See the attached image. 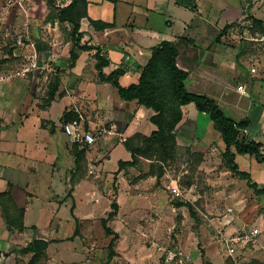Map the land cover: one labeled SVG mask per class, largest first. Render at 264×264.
I'll list each match as a JSON object with an SVG mask.
<instances>
[{"label":"crops","instance_id":"1","mask_svg":"<svg viewBox=\"0 0 264 264\" xmlns=\"http://www.w3.org/2000/svg\"><path fill=\"white\" fill-rule=\"evenodd\" d=\"M195 5L196 11H191L178 5L175 0H88L89 18L81 22L83 33L81 44L99 48L101 55L110 61V66L104 69L106 75L120 67L126 68L127 73L119 82L122 86H129L138 83L141 69L149 62L152 50L163 41L173 42L179 51L177 66L189 73L185 82L188 92L213 99L224 112L230 113V115L226 114L227 116L238 122L248 119L249 127L241 138L262 143L264 146V48H251L244 54L227 44L225 40L218 41L226 26L239 24L247 17L264 22V0H195ZM90 19L114 26L105 30H96L90 24ZM68 51L69 54L63 58L65 66L60 69L61 72L52 86V90L55 89V97L50 105L46 104V99L43 101L37 99L34 90L33 95L26 101L19 102L10 96L9 100L3 97L0 99V122H3L0 124V194H7L0 199V247L11 249L12 255L16 258L20 250L24 254V250L35 240L47 242V247L39 252L34 264H41L44 258L46 264H53V258L58 253L61 254V249L57 247L51 255V248L60 246L67 240L74 241L77 220L80 226L84 220L92 218L87 214L89 206L94 204L91 173L95 174L96 179L99 177L107 181L117 179L115 202L119 210L108 226L119 235V238L122 233L116 218L120 214L129 212L142 216L150 213V216H155L154 208L158 197L155 189L157 179L151 168V161L142 159L137 166L119 171V162L131 161V153L124 143L116 139L98 143L97 148L92 147L91 152L87 150L85 160L91 170L89 174L81 176L80 181L77 179L75 181L73 177L75 159L71 153V146L68 145L69 138L62 130L66 139L61 141L56 121L51 113L54 103L62 101L59 89L70 88L74 93L73 97L69 95L64 98L71 102L65 106L64 113L73 110L77 105L82 112H90L91 124L111 123L129 139L135 134L149 137L156 127L150 122L153 111L139 105L137 101L121 100L111 84L100 80L94 57L96 50H78L79 58L72 69L69 68L70 50ZM39 54L43 55V53ZM57 55L58 53H55V56ZM255 56L262 59L261 68L255 69L250 65ZM58 64L56 62V66ZM5 85L2 84L0 90ZM240 86H243L244 90H239ZM4 100L12 105L8 114L3 109ZM98 109L100 114L104 113V121L97 120L98 117L96 119L95 114ZM29 112L39 117L40 130L44 132L46 139L50 138L48 143L45 139L42 146L45 158L50 157L49 162L35 160V164L26 163L24 159L28 161V157L25 154H19V160L14 161L12 158L16 152H19L14 146V143L20 142L19 128H16V124L21 121L24 127L26 124L24 120L28 118ZM62 117L63 115L59 121ZM212 128L214 126L210 117L197 111L194 104L183 107V119L177 128L178 139L180 137L183 140L193 141V144L189 143L188 146H192L193 152L204 154L205 161L210 158L211 152L218 151L222 156L224 150L221 135L217 142L205 141ZM4 145L9 147L3 148ZM120 150L125 153L124 157L114 159L117 167L110 170L107 165ZM62 151L67 155L64 162L59 160ZM100 153L103 156H100ZM94 158L98 164L90 163ZM57 159L59 165L56 164ZM235 161L239 169L249 173L259 189L264 190V162H259L248 154H236ZM37 164L42 169H49L48 173H42L41 177L38 173L32 174L30 169ZM204 164L205 162L202 165ZM54 167L58 168L57 174L52 172ZM55 181L58 184H54ZM172 182L173 185L170 187H177L176 181ZM244 182L247 185V182ZM147 185L149 190L145 192L143 189ZM55 188L61 193L57 194ZM248 189L256 200L264 202V196L258 197L253 189L249 187ZM83 191L85 195L82 197V204L86 208L84 211L77 201L78 194L81 195ZM88 195L92 196L90 202L86 199ZM9 199L13 202V208L15 207L12 215L16 216L19 210H24V217L18 223L19 227L10 228L6 215L1 209L8 205ZM143 200L149 201V205L143 206ZM37 204L40 216L45 217L47 222L42 228L36 224H27L29 209ZM73 205L74 210L71 212ZM244 208V206L234 208L236 219ZM68 211L71 218H68ZM73 220L76 229L75 231L70 229L69 234L66 235L67 223ZM111 223L115 224L114 228L110 226ZM243 226L251 225L243 224L238 227L232 225V228L235 231ZM257 227L264 231V217L260 219ZM34 232L38 237L32 234ZM252 248L248 249V256L250 259H257L253 264H264V234L258 238ZM34 255L33 252L27 253L19 259L24 258L25 264H30ZM77 255L76 252L73 258ZM8 257L10 259L12 256Z\"/></svg>","mask_w":264,"mask_h":264},{"label":"rangeland","instance_id":"2","mask_svg":"<svg viewBox=\"0 0 264 264\" xmlns=\"http://www.w3.org/2000/svg\"><path fill=\"white\" fill-rule=\"evenodd\" d=\"M70 3L71 0H0V60L4 61L0 70V86L7 84L0 90V99L3 97L9 100L10 96L19 102L26 101L33 95V90L36 92L37 99L42 101L47 100L51 95L55 79L61 72L60 69L65 66L63 58L69 54L68 50L72 47L71 34L73 31L71 24L63 25L57 19L54 22L51 19L57 18L60 10ZM240 33H243L242 29L238 32L231 29L228 41L239 51L245 54L251 48H264V43L241 39ZM39 48L43 50V55L38 53ZM9 50L12 51L11 55H9ZM54 52L58 55L55 56ZM35 54L39 57L37 68L31 66ZM56 62L59 63L57 66ZM250 65L255 69L261 68L262 59L255 56ZM24 70L25 72H23ZM59 91L62 101L54 103L51 113L57 124L59 138L63 141L66 139L62 133L64 122L62 121L63 117L60 119L61 121L59 118L64 115L65 106L71 103L69 99L64 100V98L69 95L73 97L74 93L70 88H61ZM5 100L3 109L8 114L12 105L9 102L6 103ZM76 106L73 107V110L78 109L82 114L83 126L87 131H93L100 127L110 129L114 126L117 128V126L105 122L91 124L90 112H82ZM96 112L98 113L95 114L96 119L98 117L97 120L104 121V113L100 114L99 109ZM29 113L28 118L24 120L26 123L24 127L21 125V121L16 124V128H19L20 142L14 143V146L19 152H16L12 158L14 161L19 160V154H25L28 157V161L24 159L26 163L35 164V160L49 162L50 157L46 159L42 149L46 135L40 130L39 117L35 113ZM225 113L230 115L228 111ZM2 123L0 122V124ZM117 131L121 132L119 128ZM219 137L220 133L212 128L205 141L207 143L209 141L217 142ZM115 139L120 142L116 136L100 138L95 145L87 146L86 149L91 152L93 151L92 147L97 148L98 143L115 141ZM49 140L50 138H47L46 142L48 143ZM177 141L179 150L171 162L163 166L160 163H152L154 173L165 168L164 173L167 175H164L162 182L159 181L155 186L158 193L154 208L155 216H150V213L140 216L128 212L124 215L120 214L116 218L122 235L116 242L114 248L116 255L112 260L109 258L111 237L105 236L101 219L106 218L104 216L112 211V204L116 201L115 193L118 189L115 182L117 179H113V181H107L100 177L96 179L95 174L91 173L90 181L93 182L94 191L92 203L94 204L89 206L87 214L92 218L81 223L79 233L75 235L74 241L67 240L64 244L51 248V255L54 254L57 247L61 249V254L58 253L60 255L57 254L53 258V264H154L169 252H182L183 257L177 259H183V264H228L230 261L233 264H253L257 259L249 258L248 249H251L255 244L250 245L242 252L239 250L232 257L228 254L223 237L226 233H232V225L238 227L250 224L251 226H248L250 228L257 227L260 219L264 217V202L256 200L246 183L235 177L225 167L218 151L211 152L210 158L206 161L203 157V162L198 166V158L191 156L186 151L188 144H193V141L183 140L180 137ZM72 144L69 140L68 145L71 146V149ZM5 147L7 145L3 146V148ZM190 147L193 151L192 146ZM123 154H125L123 150L116 153L113 161L107 165L110 170L117 167L114 159L124 157ZM60 156L59 160L64 162L65 156L67 157L66 152L62 151ZM100 156H103L102 153ZM59 160L57 159V165L60 164ZM94 162L98 164L95 158L90 161L95 164ZM48 170L42 169L37 164L30 169V172L42 176V173H48ZM73 170H75V172L73 171L75 181L76 179L80 181V177L89 174L91 168L84 160L80 166H76V163L73 164ZM52 172L57 174L58 168L54 167ZM64 175L66 176V174ZM56 181L54 184H58ZM172 181H176L177 187H170L173 185ZM55 190L57 194L61 193L57 188ZM143 190L148 191V185ZM175 190H179L181 196L178 197ZM78 195L79 207L81 205V209L84 211L86 208L82 204V197L85 192ZM86 199L90 202L92 196L88 195ZM177 202L187 205L177 206ZM7 203V206L1 208L5 215L7 211L9 213L15 211L13 202L8 201ZM148 205L149 201L143 200V206ZM143 206L141 205V207ZM243 206L245 208L239 212L240 214L238 213V218L232 224L225 225L224 217L227 215V209ZM68 218H71L69 211ZM27 219V224H36L39 228L45 227L47 223L45 217L39 214L38 204L30 207ZM110 226L114 228L115 224L111 223ZM66 228V231L68 230L66 235L69 234L70 229L75 231V221L67 223ZM32 234H36L35 236L38 237L36 232ZM19 252L21 253V250ZM19 252L14 258L11 249L0 247V256H5L6 259L3 264H25L24 258H19L27 254ZM76 252L78 255L73 258ZM8 256L12 257L9 259ZM17 258L19 260H16ZM44 259L41 260V264H46ZM61 259L63 260L61 261ZM70 259L78 261H67Z\"/></svg>","mask_w":264,"mask_h":264},{"label":"trees","instance_id":"3","mask_svg":"<svg viewBox=\"0 0 264 264\" xmlns=\"http://www.w3.org/2000/svg\"><path fill=\"white\" fill-rule=\"evenodd\" d=\"M175 1L182 7L190 9L191 11H196L195 0ZM87 7L88 0H71L68 6L60 10L57 18L51 19L53 22L57 19L60 24L64 25L68 23L73 26L69 68L72 69L75 67L76 61L79 58L77 53L78 50H96L94 57L97 61L96 70L100 80L104 83L111 84L113 88L117 90L121 100L125 102L137 101L139 105L154 113L150 118V122L156 127V130L149 137L142 134H135L131 139L128 138L127 142L124 144L131 153V161H120L119 171L128 167L137 166L142 159L149 160L151 163H160L162 166L171 162L179 150L177 128L183 119V107L194 104L197 111L207 114L210 117L214 129L221 135L224 144L222 159L225 167L239 180L246 181L248 187L253 189L258 197L264 196V190L259 189L258 184L253 181L251 175L241 171L235 161L236 154H248L257 161L264 162L263 144L241 138V135L246 132L249 127V120L245 119L238 122L227 116L223 109L213 99L188 92L185 82L189 77V73L181 70L177 66L179 51L175 44L170 41H163L152 50V56L147 65L141 69V75L137 84H131L129 86H122L120 84V78L127 73L124 67H120L112 71L109 75H106L104 69L110 66V61L101 55L99 48L81 44L83 37L81 22L83 19L89 18ZM246 19L252 20L256 30L264 33V22L251 19L250 17ZM89 21L96 30H105L114 26V24L101 21H93L91 19ZM236 26V23L226 26L222 30L218 41L225 40V42L229 44V32ZM41 52L44 53L43 50L39 48L38 53ZM11 54L12 51L9 50V55ZM2 64H4V61L0 60V70ZM54 97L55 89L52 90L46 104L50 105ZM77 118L78 113L71 110L64 113L62 121L65 124ZM233 149H235V152H233ZM71 150L75 158L76 166H80L85 160L87 152L86 147H83L81 144H73ZM186 151L191 156L198 158V166L203 162L204 156L202 153L193 152L190 146L186 148ZM151 168L153 170V165H151ZM164 170L165 168H161L159 172L155 173L157 183H159L165 175ZM6 195L7 194H0V199ZM9 201L10 203L12 202L11 199H9ZM186 205L187 204L177 202V206ZM73 210L74 205L71 212H73ZM118 210L119 206L114 202L112 204V211L106 218L101 219V225L105 236L112 237L109 244L110 260L116 255L114 248L119 239V235L108 226V223L117 216ZM6 216L7 224L10 228L19 227L18 223L24 217V210H19L16 216L7 211ZM79 227V222L77 220L75 235H78ZM47 245L48 243L43 240H35L24 250L26 254L31 252L35 254L30 264L35 263L39 256V252L45 249ZM228 264H233V262L230 261Z\"/></svg>","mask_w":264,"mask_h":264},{"label":"built area","instance_id":"4","mask_svg":"<svg viewBox=\"0 0 264 264\" xmlns=\"http://www.w3.org/2000/svg\"><path fill=\"white\" fill-rule=\"evenodd\" d=\"M236 32L238 30H243V33H240V38L247 40L249 42H259L264 43V33L256 30L255 25L252 20H243L241 23L237 24L233 28ZM232 29V30H233ZM21 44V41H19ZM37 53V52H36ZM34 56V62L31 66L37 68L39 64V57ZM254 71V70H253ZM239 90H244L243 86L239 87ZM78 113V118L74 119L63 125L64 134L69 138L73 144H81L83 147L95 145L100 138L116 136L119 138L121 143H125L128 140V137L123 132H118L116 127H100L99 129L93 131H87L84 124V118L78 109L75 110ZM176 195L179 197L181 193L179 190H175ZM236 220V215L234 213V208L227 209V215L224 217V224H232ZM264 234L262 229L259 227L250 228L248 226H243L240 229L233 231L231 234L224 235L223 241L226 244L229 256H234L239 250H244L250 245L256 244L258 238ZM183 257L182 252H169L163 259L159 260L154 264H183V259L178 260L177 258ZM5 256H0V264L5 263Z\"/></svg>","mask_w":264,"mask_h":264}]
</instances>
